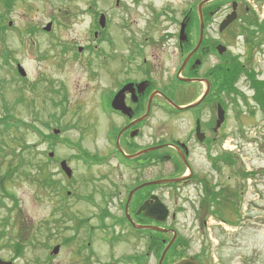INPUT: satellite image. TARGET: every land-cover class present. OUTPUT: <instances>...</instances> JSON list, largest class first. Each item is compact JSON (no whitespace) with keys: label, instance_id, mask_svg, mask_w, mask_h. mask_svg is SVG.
<instances>
[{"label":"flooded vegetation","instance_id":"obj_1","mask_svg":"<svg viewBox=\"0 0 264 264\" xmlns=\"http://www.w3.org/2000/svg\"><path fill=\"white\" fill-rule=\"evenodd\" d=\"M155 1L159 0H129L126 5L124 0H114L115 10L127 9L137 14L140 23L129 19L127 28L122 27L126 34L112 38L109 60L99 59L103 54L101 46L109 39L104 35L105 27L94 32L100 45L93 47L97 52L95 59L85 62L96 95L94 109L87 111L88 115L97 111L95 117L90 115V124H96L100 130L104 128L109 146L105 154L83 150L78 159L84 171L77 176L70 167L72 177L66 178V209L71 207L72 199L83 205L75 226L78 230L83 228L85 242L80 254H84L86 263L100 253L95 249L96 239L108 257L105 264H117L112 249L117 242L123 244L133 238L141 252L124 259L137 257L136 264H148L152 249L148 227L172 229L171 222L179 209L170 212L165 198L178 185L199 187L198 220L203 227L207 224L204 220L207 203L209 219H216L219 225L241 227L240 207L247 193V182L253 183L256 177L263 176L261 168L260 172L246 169L244 152L231 147L229 122L239 121L243 114H264L256 109L253 99L245 97L240 85L241 78L249 82L254 75L245 62L252 61L250 50L263 45L264 27L259 25L264 24V18L257 22L248 4L250 0H211L201 7L200 15L198 4L206 0H188L180 11L171 10L167 4L157 5ZM216 2L225 6V16L236 3V19L222 31L220 23L214 28L215 15L221 8L215 7ZM238 39L243 51L234 53L228 44ZM119 42L124 44L123 55L115 50ZM82 49L79 46L77 52H91ZM233 67L242 70L232 75ZM247 89L251 94L248 85ZM86 105L93 103L88 100ZM262 115L259 127L264 123ZM142 151L145 152L136 156ZM151 169L155 170L153 179ZM164 179L180 181L146 185L129 198L134 188ZM151 196L169 210L170 219L168 216L164 223L137 213L144 202L154 204L156 198ZM230 206L235 207L234 219L226 214ZM162 235L155 237L154 243H164L172 233ZM197 259L198 264H203Z\"/></svg>","mask_w":264,"mask_h":264},{"label":"rangeland","instance_id":"obj_2","mask_svg":"<svg viewBox=\"0 0 264 264\" xmlns=\"http://www.w3.org/2000/svg\"><path fill=\"white\" fill-rule=\"evenodd\" d=\"M5 1L10 4L4 7L0 1V14L4 18L0 20V31L6 29L3 36L0 34V117L6 107L13 114L12 120H19L27 128L19 126L7 132L0 126V256L13 264H105L109 260L99 239L95 247L100 252L97 257L86 263L84 254H80L85 235L83 228L75 230V218L83 205L72 199L66 210V176L59 162L68 160L75 175L80 176L84 169L77 157L82 156L83 150L89 154L108 151L104 128L100 130L96 124H90V115L95 117L97 111L89 115L87 111L94 109L96 95L85 62L95 59L94 32L101 30V15L106 17L104 35L109 39L101 46L100 60H109L110 41L116 35L126 34L122 27L127 28L129 19H137L139 23L140 20L127 9L115 10L114 0ZM124 1L126 5L129 3ZM186 1L155 3L180 11L186 7ZM221 3L217 2L215 7ZM248 4L257 22L264 18V0H250ZM225 10L223 5L215 15L214 28L225 16ZM9 21L11 25L7 26ZM49 23L50 32L43 31ZM116 44L115 50L123 55L124 44ZM228 45L234 53L243 51L240 39ZM79 46L83 47L82 52L84 49L91 52L78 53ZM249 52L252 61L245 62L246 67L254 72L255 80L264 81V40L260 48ZM16 63L25 70V78L15 75ZM250 81L241 78L240 85L245 97L252 100L257 93ZM260 93L264 96V90ZM88 100L92 106L86 105ZM254 105L260 109L256 102ZM261 115L243 114L239 121L229 122L231 147L244 152L245 168L257 172L263 169L262 177L247 182V193L240 207L241 227L219 225L208 215L203 229L198 220L199 187L178 185L165 200L170 212L179 209L171 226L180 238L179 248L184 249L180 253L176 247L170 249L164 264L186 257H198L197 261L203 264H264V123L259 127L258 121ZM53 130L59 133L54 134ZM50 152L54 155L47 162ZM154 172L151 169L150 179L155 178ZM46 179L55 182L53 187L44 185ZM226 214L234 219L235 207L230 206ZM170 238L169 235L166 240ZM56 245L60 249L53 255L51 251ZM137 245L133 238L123 244L117 242L112 249L117 264H136L137 257L128 261L124 258L141 252ZM152 254L148 264H157L161 252L157 256Z\"/></svg>","mask_w":264,"mask_h":264},{"label":"water","instance_id":"obj_3","mask_svg":"<svg viewBox=\"0 0 264 264\" xmlns=\"http://www.w3.org/2000/svg\"><path fill=\"white\" fill-rule=\"evenodd\" d=\"M208 1H211V0H206V1H203L202 3H200L198 5V12H199V15H200V12H201V7L202 5H204L206 2ZM235 9H236V3H233L232 5V12L226 16V18L221 22L220 26H219V30L222 31L223 29H225L235 18H236V14H235ZM99 25L103 28L104 25H105V19H104V16H100L99 18ZM202 26V23L201 25ZM51 29V24H47L46 27L44 28L45 31H49ZM184 29V25L182 26V30ZM219 51L220 52H223L224 49L222 48H219ZM17 69H18V72L19 74L24 77L26 75L24 69L18 65L17 66ZM54 134H58L59 131L58 130H54L53 131ZM151 150V149H150ZM145 152V151H144ZM143 153V152H142ZM50 157L53 156L52 153L49 154ZM60 167L62 169V171H64V173L68 176V177H71V170L70 168L66 165V161H61L60 162ZM180 181V179H172V180H162V181H154V182H150V183H147L148 185L149 184H160V183H175V182H178ZM145 185V184H144ZM143 186V185H142ZM133 193V192H132ZM132 193L129 194V198L131 197ZM151 198H156V197H151ZM129 200V199H128ZM138 213H143V215L147 218H150V219H153L159 223H163L167 216H168V209L159 202V200L156 198V201L153 203H149V202H145L143 203L138 211ZM157 230H160V231H164V232H167L165 230H162V229H158ZM176 238V234L173 233V238L172 240L170 241V243L166 246V248L164 249V251L162 252V255H161V258H160V261L158 264H161L162 262V259L165 255V253L167 252L168 248L171 246V244L173 243L174 239ZM58 249L59 247L58 246H55L52 250V254H57L58 252ZM0 264H12L11 262H4L0 259ZM179 264H195L193 261L191 260H186V261H182L180 262Z\"/></svg>","mask_w":264,"mask_h":264},{"label":"trees","instance_id":"obj_4","mask_svg":"<svg viewBox=\"0 0 264 264\" xmlns=\"http://www.w3.org/2000/svg\"><path fill=\"white\" fill-rule=\"evenodd\" d=\"M5 6H9L10 4V1H3L2 2ZM217 4V2H216ZM2 15L0 14V20H2ZM256 21V20H255ZM262 28L264 27L263 25H260L259 28ZM242 68H238V67H233L231 68V72H232V75L236 74L238 75L240 72H241ZM256 78H254V75H251V85L253 86V89L256 91L257 95L254 97V101L259 105L260 109L262 110V108L264 109V96L261 95V91L264 90V81H257L255 80ZM4 115L2 117H0V126L1 128L4 130V131H10L12 129H18L19 126H21L22 128H27L26 125L18 122L19 120H12L13 119V114H11L10 111H8V109L5 107L4 108ZM46 125V124H45ZM48 126V125H46ZM2 130V131H3ZM49 138V136H46ZM29 148V147H28ZM51 160L48 159L47 162H50ZM44 166V165H43ZM43 168V167H42ZM41 171V169H39ZM44 182V185L46 184L47 186L49 187H53L51 186L52 184H55L54 181H51V179H46L43 181ZM49 182H51V184H49ZM207 206H208V203L206 204V211H207ZM208 212V211H207ZM179 240V239H178ZM178 240L172 245L171 247V250L174 249L175 247L177 248L178 250V253H180V248H179V242ZM161 247H162V244H159L157 243V247L154 248V253L157 255L159 252H161Z\"/></svg>","mask_w":264,"mask_h":264}]
</instances>
